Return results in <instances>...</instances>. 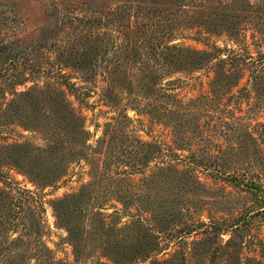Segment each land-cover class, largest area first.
Returning a JSON list of instances; mask_svg holds the SVG:
<instances>
[{"label": "rangeland", "instance_id": "1", "mask_svg": "<svg viewBox=\"0 0 264 264\" xmlns=\"http://www.w3.org/2000/svg\"><path fill=\"white\" fill-rule=\"evenodd\" d=\"M259 62L264 0H0V264H264Z\"/></svg>", "mask_w": 264, "mask_h": 264}, {"label": "trees", "instance_id": "2", "mask_svg": "<svg viewBox=\"0 0 264 264\" xmlns=\"http://www.w3.org/2000/svg\"><path fill=\"white\" fill-rule=\"evenodd\" d=\"M258 66H259V68H262L264 66V64H262L261 62H259L258 63ZM234 177H237V175H235ZM259 183H258V181H255L254 179H251V180H249L247 182L246 186H248L250 188H258L259 187ZM260 184H262V183H260Z\"/></svg>", "mask_w": 264, "mask_h": 264}]
</instances>
